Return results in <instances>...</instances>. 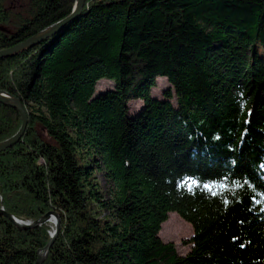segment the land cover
I'll return each mask as SVG.
<instances>
[{"label": "trees", "instance_id": "obj_1", "mask_svg": "<svg viewBox=\"0 0 264 264\" xmlns=\"http://www.w3.org/2000/svg\"><path fill=\"white\" fill-rule=\"evenodd\" d=\"M74 3L0 0V50ZM261 49L264 0H86L61 32L0 59V90L28 111L21 140L0 152V208L59 214L43 264H264ZM159 77L171 85L162 99ZM102 79L114 87L96 92ZM21 125L0 103V142ZM171 212L194 229L186 255L160 237ZM52 231L0 214V264H35Z\"/></svg>", "mask_w": 264, "mask_h": 264}, {"label": "rangeland", "instance_id": "obj_2", "mask_svg": "<svg viewBox=\"0 0 264 264\" xmlns=\"http://www.w3.org/2000/svg\"><path fill=\"white\" fill-rule=\"evenodd\" d=\"M76 1V0H75ZM75 5V3H74ZM74 8V6H73ZM84 8V7H83ZM73 10V9H72ZM72 13V12H71ZM68 17V16H67ZM48 39V38H47ZM46 39V40H47ZM45 41V40H44ZM36 46V45H35ZM34 47V46H33ZM32 48V47H31ZM29 48V49H31ZM27 49V50H29ZM26 51V50H25ZM21 53V52H20ZM261 53H264V49H261ZM2 59V58H1ZM112 81V82H111ZM114 81L113 80H108V79H102L97 83L96 86V92L99 91H106L109 88H113L114 87ZM170 84L168 83L167 78H158V82H157V88H153L152 89V94L153 96L158 97L159 99L164 98V94L163 92L170 88ZM7 92V91H6ZM13 95V94H12ZM15 96V95H14ZM17 97V96H16ZM19 98V97H18ZM20 99V98H19ZM21 100V99H20ZM173 101L176 102L175 98H173ZM22 102V101H21ZM23 104V102H22ZM131 104V108L132 111L135 112L137 110H139V108L142 106L143 101H141L140 99H136V100H132L130 102ZM6 105V104H5ZM24 105V104H23ZM9 106V105H8ZM25 107V105H24ZM26 112H27V116H28V111L27 108L25 107ZM40 107L37 105H33L32 107H30V110H39ZM41 109L46 112V109L44 107H41ZM17 110V109H16ZM20 113V112H19ZM21 115V114H20ZM22 117V116H21ZM28 124V123H27ZM27 127V126H26ZM21 128V127H20ZM19 128V129H20ZM26 130V129H25ZM19 131V130H18ZM17 131V132H18ZM16 132V133H17ZM15 133V134H16ZM25 133V132H24ZM14 134V135H15ZM13 135V136H14ZM24 135V134H23ZM12 136V137H13ZM23 137V136H22ZM11 138V137H10ZM9 139V138H8ZM6 139V140H8ZM21 140V139H20ZM19 140V141H20ZM5 141V140H4ZM18 141V142H19ZM3 142V141H2ZM17 142V143H18ZM16 143V144H17ZM15 144V145H16ZM14 145V146H15ZM13 147V146H12ZM11 148V147H10ZM6 150V149H5ZM4 151V150H3ZM1 152V151H0ZM85 157H87V153H85ZM88 159V158H87ZM93 180L94 182L98 183L101 187V191L103 193V195L105 196V198H109V187H110V182L109 180L106 178L105 176V172L101 171L99 169H96L95 167H93ZM93 206L96 212H100L102 215H106L108 213V211L104 208H101L97 203L93 202ZM5 210L4 208H0ZM50 212H54L58 215V217L60 218L59 214L55 211H50ZM49 213V212H47ZM46 213V214H47ZM45 214V215H46ZM44 216V215H43ZM42 216V217H43ZM15 217V216H14ZM18 221H21L23 223L26 222H34V221H24V220H20L17 217H15ZM40 219V218H39ZM54 219V220H53ZM38 220V219H37ZM61 220V218H60ZM50 222L51 227L53 228V231L51 232V238H52V234L55 232L56 227H57V219L55 216H51V218L46 221L45 223ZM166 223V224H165ZM44 224V223H43ZM42 225V224H41ZM163 225H164V229H163ZM39 226V225H38ZM61 229V228H60ZM163 229V230H162ZM162 229L160 231V237L162 238L163 241L165 242H174L177 246V250L178 253L180 255H186L190 249L192 244H190V240L192 239L193 235H194V229L192 227V225L187 222L185 219H183L178 213L176 212H171L169 214V218L167 221H165L162 224ZM60 231V230H59ZM59 233V232H58ZM57 233V234H58ZM51 240V239H50ZM50 249V248H49ZM47 257V256H46ZM46 259V258H45ZM43 264V263H42Z\"/></svg>", "mask_w": 264, "mask_h": 264}, {"label": "water", "instance_id": "obj_3", "mask_svg": "<svg viewBox=\"0 0 264 264\" xmlns=\"http://www.w3.org/2000/svg\"><path fill=\"white\" fill-rule=\"evenodd\" d=\"M85 3H86V0H76L74 8L72 10V13L68 17L60 20L59 22H56L55 24H52L51 26L41 30L40 32L36 33L35 35L29 37L28 39L10 47V48L0 50V59L13 57V56L19 54L20 52H23V51H25V50H27V49L35 46V45H38L41 42H43L44 40H46L47 38H50L53 35L61 32V30L66 25H68L69 23H71L72 21L76 20L77 18H79L81 16ZM0 103L9 105V106L17 109L22 116V125H21V128L19 129V131L13 137L9 138L8 140L0 142V151H3L7 148L14 146L22 138V136L25 132L27 123H28V116H27L26 109H25L24 105L22 104L21 100L18 97L10 94L9 92H6L5 90H0ZM0 214H3L6 217H8L11 221H13L21 229H30V228L36 227L38 225H41V224L45 223L46 221H48L52 215L56 217V219H57L56 230L52 234V238L48 242V244L42 250L39 251L38 260L35 263V264H42L45 261V258L48 254L49 248L51 247V245L53 243V240L55 239V237L57 236V233L59 232V230L61 228V220L58 217V215L54 212H49L34 222L23 223L21 221H18L13 215L7 213L3 209H0Z\"/></svg>", "mask_w": 264, "mask_h": 264}, {"label": "snow or ice", "instance_id": "obj_4", "mask_svg": "<svg viewBox=\"0 0 264 264\" xmlns=\"http://www.w3.org/2000/svg\"><path fill=\"white\" fill-rule=\"evenodd\" d=\"M191 183H195V181H192Z\"/></svg>", "mask_w": 264, "mask_h": 264}, {"label": "bare ground", "instance_id": "obj_5", "mask_svg": "<svg viewBox=\"0 0 264 264\" xmlns=\"http://www.w3.org/2000/svg\"><path fill=\"white\" fill-rule=\"evenodd\" d=\"M54 220V219H53Z\"/></svg>", "mask_w": 264, "mask_h": 264}]
</instances>
